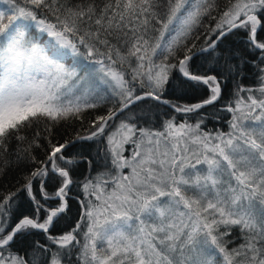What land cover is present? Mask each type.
Masks as SVG:
<instances>
[{
    "label": "snow or ice",
    "instance_id": "1",
    "mask_svg": "<svg viewBox=\"0 0 264 264\" xmlns=\"http://www.w3.org/2000/svg\"><path fill=\"white\" fill-rule=\"evenodd\" d=\"M236 31L257 85H236L227 131H203L200 110L221 100L222 81L194 70V58L218 63ZM261 33L264 0H0V157L21 169L15 190L0 194V264H264ZM225 63L229 75L242 73ZM174 70L206 95L166 98ZM147 101L172 115L159 127L141 123ZM102 106L84 127L85 113ZM175 114L198 119L177 123ZM67 121L81 129L61 141L54 129ZM86 141L104 144L95 175L93 160L72 152ZM73 200L74 226L54 234ZM33 232L50 243L14 247Z\"/></svg>",
    "mask_w": 264,
    "mask_h": 264
},
{
    "label": "trees",
    "instance_id": "2",
    "mask_svg": "<svg viewBox=\"0 0 264 264\" xmlns=\"http://www.w3.org/2000/svg\"><path fill=\"white\" fill-rule=\"evenodd\" d=\"M81 0H71V4L75 5L80 3ZM86 2V0H85ZM106 0H96L98 5H102ZM218 4L221 8L226 4V0H218ZM210 21L206 20L205 25L209 24ZM261 36H264V33H261ZM41 41L46 40L47 38H39ZM246 36L243 31H236L235 34H230L227 39L219 45L218 51L221 53V58L218 63L212 62L205 59V56H199L194 58V70L200 72H208L210 74H217L221 77L222 81V97L221 100L217 102L216 106H208L205 109L200 110L201 115L204 117V123L202 124L203 131H210L215 133L216 131H227L228 130V121L231 119V113L224 111L225 105L229 102H233L235 99L234 93L236 85L240 84L243 87H256L257 85V73L256 70L249 63H242L243 61H249L252 59V53L247 47ZM206 55V54H205ZM162 58V57H161ZM228 61L234 65L239 66L243 69L240 75H229L226 67L225 61ZM126 71L127 68H125ZM130 78V77H129ZM206 95V90L203 87L197 88L193 87L191 82L186 81L181 74L177 71H173L170 83L167 86V91L165 93L166 98L180 103V104H190L198 102ZM241 95H245L242 93ZM154 101H147L145 105L141 107L145 108L146 115L143 117L141 123H144V120H147L154 127H159L163 120L167 119L169 115H172L171 110L167 106H161L159 108L152 107L155 105ZM107 106H102L97 110H90L85 113L86 123L84 127H87V121L92 119L95 115L103 113L106 110ZM147 108H151V111L148 112ZM139 114V109H137ZM177 118V123L187 120L188 123L195 124L197 117L194 114H175ZM148 126V125H145ZM44 127L43 124L40 125L42 130ZM81 129L79 121H67L61 122L54 129V136L57 139L63 141L65 138L71 136L76 130ZM104 147L103 143H96L93 141L79 142L72 149L73 154L83 153L88 159L93 160V172L95 175V169L98 167L96 163V152L97 150H102ZM39 158H43V151L37 149L35 153ZM10 159H14L11 157ZM0 168H2L3 174L0 175V194H6L9 191L15 190V185L17 180L21 176V169L14 166H5V158L0 157ZM89 170V165L87 160L80 162L77 166V179L82 178L83 175L87 174ZM52 181L49 183V190L53 187ZM73 196L81 195L78 190L74 189ZM31 205L27 202V199L24 198L20 202V211L27 214L30 211ZM78 208L79 205L75 200L71 202V210L65 215V217L59 222L57 227L54 230V234H60L64 231L70 230L74 226L76 219L78 218ZM238 239V232L235 233ZM39 241L41 243H50L46 240L45 235L42 232H33L30 235L21 237L18 239L14 247L20 249L21 253L23 250L28 247L30 243ZM64 263H67L66 261Z\"/></svg>",
    "mask_w": 264,
    "mask_h": 264
},
{
    "label": "rangeland",
    "instance_id": "3",
    "mask_svg": "<svg viewBox=\"0 0 264 264\" xmlns=\"http://www.w3.org/2000/svg\"><path fill=\"white\" fill-rule=\"evenodd\" d=\"M39 36H40V38L41 37H44V35H42V34H39V33H37ZM46 37V36H45ZM47 38V37H46ZM64 264H67V263H64Z\"/></svg>",
    "mask_w": 264,
    "mask_h": 264
}]
</instances>
